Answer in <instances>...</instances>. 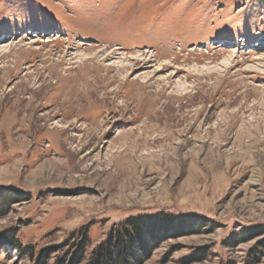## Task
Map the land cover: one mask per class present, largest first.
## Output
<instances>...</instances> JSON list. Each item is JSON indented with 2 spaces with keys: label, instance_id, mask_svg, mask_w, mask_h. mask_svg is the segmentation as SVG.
Listing matches in <instances>:
<instances>
[{
  "label": "rangeland",
  "instance_id": "obj_1",
  "mask_svg": "<svg viewBox=\"0 0 264 264\" xmlns=\"http://www.w3.org/2000/svg\"><path fill=\"white\" fill-rule=\"evenodd\" d=\"M162 213L140 264H264V0H0V264Z\"/></svg>",
  "mask_w": 264,
  "mask_h": 264
},
{
  "label": "trees",
  "instance_id": "obj_2",
  "mask_svg": "<svg viewBox=\"0 0 264 264\" xmlns=\"http://www.w3.org/2000/svg\"><path fill=\"white\" fill-rule=\"evenodd\" d=\"M189 220L169 214L132 217L109 234L95 251L90 264H140L150 253L148 239L165 231L181 230ZM196 227V224H191ZM87 245V235L75 245V252L67 264H81Z\"/></svg>",
  "mask_w": 264,
  "mask_h": 264
},
{
  "label": "bare ground",
  "instance_id": "obj_3",
  "mask_svg": "<svg viewBox=\"0 0 264 264\" xmlns=\"http://www.w3.org/2000/svg\"><path fill=\"white\" fill-rule=\"evenodd\" d=\"M49 117H50L49 115L48 116H44V119L48 120ZM65 128H67V126H65Z\"/></svg>",
  "mask_w": 264,
  "mask_h": 264
}]
</instances>
